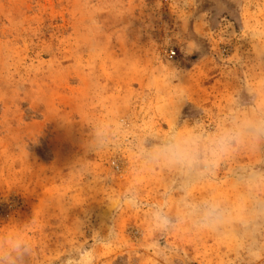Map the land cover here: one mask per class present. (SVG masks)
<instances>
[{
  "label": "rangeland",
  "instance_id": "374dc122",
  "mask_svg": "<svg viewBox=\"0 0 264 264\" xmlns=\"http://www.w3.org/2000/svg\"><path fill=\"white\" fill-rule=\"evenodd\" d=\"M257 125L264 0H0V253L264 264V134L185 166L147 151ZM208 200L221 218L199 224Z\"/></svg>",
  "mask_w": 264,
  "mask_h": 264
},
{
  "label": "clouds",
  "instance_id": "9594fccd",
  "mask_svg": "<svg viewBox=\"0 0 264 264\" xmlns=\"http://www.w3.org/2000/svg\"><path fill=\"white\" fill-rule=\"evenodd\" d=\"M245 133L259 137L261 134H264V128L257 125L242 129L239 132H227L217 140L207 143L205 142V137L185 139L173 133L164 137L150 149H147V151L149 156L155 161L185 166L197 161L202 148L215 151L217 148L231 143L237 136ZM187 211L192 215L194 221L199 224H213L221 218L218 204L210 200L189 204ZM161 219L165 224L168 223L165 217L162 216ZM28 251L29 249L23 244L18 243L9 252L0 253V264H17L19 260L28 254Z\"/></svg>",
  "mask_w": 264,
  "mask_h": 264
},
{
  "label": "bare ground",
  "instance_id": "6f19581e",
  "mask_svg": "<svg viewBox=\"0 0 264 264\" xmlns=\"http://www.w3.org/2000/svg\"><path fill=\"white\" fill-rule=\"evenodd\" d=\"M173 133H175V134H176V131H175V129H174V128H171V129H170V132L168 133V135H170V134H173ZM168 135H167V136H168Z\"/></svg>",
  "mask_w": 264,
  "mask_h": 264
}]
</instances>
